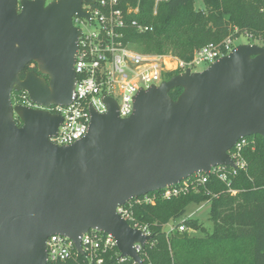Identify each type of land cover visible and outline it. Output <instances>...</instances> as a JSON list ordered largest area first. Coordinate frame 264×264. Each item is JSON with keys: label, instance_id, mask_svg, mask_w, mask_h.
Wrapping results in <instances>:
<instances>
[{"label": "water", "instance_id": "water-1", "mask_svg": "<svg viewBox=\"0 0 264 264\" xmlns=\"http://www.w3.org/2000/svg\"><path fill=\"white\" fill-rule=\"evenodd\" d=\"M82 1L93 0H0V264H47L45 242L54 234L82 254L81 236L91 229L144 264L134 244L144 248L153 235L131 227L116 207L212 167H235V143L264 137V46L245 43L201 71L139 91L128 117L105 96L107 111L91 109L83 137L52 142L62 117L13 104L11 93L42 107L71 102L81 34L72 16L89 17ZM32 62L48 80L25 72ZM175 87L182 92L173 100Z\"/></svg>", "mask_w": 264, "mask_h": 264}, {"label": "trees", "instance_id": "trees-1", "mask_svg": "<svg viewBox=\"0 0 264 264\" xmlns=\"http://www.w3.org/2000/svg\"><path fill=\"white\" fill-rule=\"evenodd\" d=\"M202 2L204 8L197 9L194 0H122L124 10L138 4L137 13L126 15L122 39L140 52L172 54L185 61L195 49L227 37L258 38L264 46V0ZM133 20L151 28L140 33L131 25ZM27 69L41 75L36 65ZM181 92V87H175L169 96L175 100ZM23 95L13 91L12 103L27 104L28 96ZM16 123L21 125L17 117ZM244 140L241 156L245 166L234 172L225 166L226 180L220 179V172H213L188 193L132 206L129 224L146 226L153 235L139 253L144 264H264V137ZM202 202L209 203V231L196 218L183 216L187 205ZM168 223L204 234L189 235L184 230L179 237L177 231L167 233ZM102 256L103 264H119L117 247ZM47 264H86V259L75 253L66 261L48 260ZM122 264H132V260Z\"/></svg>", "mask_w": 264, "mask_h": 264}, {"label": "built area", "instance_id": "built-area-1", "mask_svg": "<svg viewBox=\"0 0 264 264\" xmlns=\"http://www.w3.org/2000/svg\"><path fill=\"white\" fill-rule=\"evenodd\" d=\"M57 0H44L45 4ZM122 0H93L82 1L81 9L88 13L89 17L72 16L73 25L79 28L81 34L78 39L74 69L76 82L71 95V102L67 105H50L42 107L34 105L27 99L28 106L47 109L62 117L56 134L50 140L58 145H68L83 137L89 126L91 109L96 113H105L107 105L103 98L108 96L116 103L119 117H128L133 112L134 98L141 90L151 86H158L167 80L168 75L198 70V66H208L217 59L227 55L236 45L235 39L227 37L217 43H207L194 50L190 60L185 61L172 54H149L132 48L129 43L123 41L122 29L126 25V15L138 12V4L135 7L127 6L124 10ZM264 14V6L261 8ZM131 25L140 33L151 27L141 24L137 20L131 21ZM26 94V95H25ZM28 96V95H27ZM245 138L240 139L229 151L235 167H230L233 172L237 168L245 166L241 156V149L246 143ZM224 165L212 167L209 173H195L174 184L166 185L156 191L134 197L122 205L116 207V212L127 222L133 219L132 206L135 203H153L157 197L163 199L188 193L190 189H196L203 184L207 176L213 172H220L219 177L226 180ZM129 223V222H128ZM130 225V224H129ZM140 229L144 235L151 233L146 226L130 225ZM167 233L177 231L179 234L185 230L184 226L176 227L168 225ZM116 247L115 239L107 233L91 229L81 236V250L85 256L86 264H103V254ZM139 254L143 249L139 244H134ZM45 249L48 260L66 261L75 253L73 241L63 235L54 234L47 238ZM128 257L120 256L118 262L122 264ZM132 264H136L132 261Z\"/></svg>", "mask_w": 264, "mask_h": 264}, {"label": "rangeland", "instance_id": "rangeland-1", "mask_svg": "<svg viewBox=\"0 0 264 264\" xmlns=\"http://www.w3.org/2000/svg\"><path fill=\"white\" fill-rule=\"evenodd\" d=\"M194 7L197 9H203L204 5L202 0H194ZM256 44L259 46L261 45L260 39H253L248 38L244 35H241L240 37L236 38L233 42L234 45H240V44ZM149 54H155V53H149ZM207 66L201 65L198 66V70H203ZM169 77V76H168ZM23 97V96H22ZM19 104V103H17ZM209 203L208 202H202L199 204L190 203L186 206L185 214L183 215L184 218L190 217V218H196L198 221L202 222L206 230H210L212 227V223L208 218L209 215ZM170 223L167 224L165 227L166 229L169 228ZM185 230L189 233V235H195V236H202L204 233L198 230H192V229H186Z\"/></svg>", "mask_w": 264, "mask_h": 264}, {"label": "flooded vegetation", "instance_id": "flooded-vegetation-1", "mask_svg": "<svg viewBox=\"0 0 264 264\" xmlns=\"http://www.w3.org/2000/svg\"><path fill=\"white\" fill-rule=\"evenodd\" d=\"M35 65H36V64H35L34 62L28 64V65L26 66V68H25V72H26V71H29V70H33V69H27V67L32 68V67H34ZM40 74H41V73H40ZM37 75H39V74H37ZM39 76L45 77L46 80H48V77H47L46 75L41 74V75H39Z\"/></svg>", "mask_w": 264, "mask_h": 264}]
</instances>
